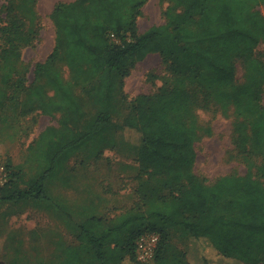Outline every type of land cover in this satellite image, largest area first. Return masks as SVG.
I'll return each instance as SVG.
<instances>
[{
	"label": "trees",
	"instance_id": "trees-1",
	"mask_svg": "<svg viewBox=\"0 0 264 264\" xmlns=\"http://www.w3.org/2000/svg\"><path fill=\"white\" fill-rule=\"evenodd\" d=\"M148 1L56 3L50 14L56 43L46 60L36 64L30 84L20 69L21 52L38 37L28 20L37 15L39 1L3 4L0 120L12 103L60 113L61 120L40 136L51 139L48 154L41 156L46 161L43 171L26 178L8 167L0 202L50 199L48 181L59 178L80 147L100 139L93 155L98 160L113 146L115 139L107 133L119 98H126L125 79L139 61L159 53L169 80L154 93L137 95L124 117L125 125L143 134L137 199L113 217L86 219L77 243L62 249L60 262L38 264H147L138 260L136 250L145 233L160 235L156 264H216L220 257L264 264V0H167L165 22L140 32L139 17ZM64 66L70 79L64 77ZM241 66L244 73L238 77ZM80 82L83 93L76 90ZM84 93L95 112L76 129L72 123L86 115ZM212 104L235 108L237 145L251 165L260 160L257 176L249 171L207 183L195 172V144L202 129L198 110ZM170 229L181 230L191 244L197 243L200 262L189 260L188 249L176 258L165 254Z\"/></svg>",
	"mask_w": 264,
	"mask_h": 264
},
{
	"label": "rangeland",
	"instance_id": "rangeland-1",
	"mask_svg": "<svg viewBox=\"0 0 264 264\" xmlns=\"http://www.w3.org/2000/svg\"><path fill=\"white\" fill-rule=\"evenodd\" d=\"M7 0H0V22L5 16L1 9ZM40 1V0H38ZM167 0H149L139 17V29L143 32L152 25H160L165 22L164 10L168 6ZM19 6V5H18ZM28 10V9H27ZM29 11V10H28ZM37 15H30L28 26L38 30V37L32 44L22 48L20 69L26 75L28 84L35 79V66L38 62L46 60L56 43V27L50 17L51 11L37 3ZM33 19V23H31ZM260 55L264 59V45L260 47ZM156 74V77L150 76ZM242 66L238 77L243 76ZM64 77L71 78V74L64 66ZM170 72L162 62L159 53H151L145 59L139 61L131 74L125 79V99L119 98L117 110L114 113L113 124L107 137L115 139L111 147L105 148L103 155L95 160L93 157L102 143L90 142L80 147L68 161V166H90L93 164L106 168L119 170L117 182L108 177L104 181L105 186L112 184V189L127 187L129 190L136 188L135 176L132 172L139 169L138 155L143 144V134L135 128L124 123V117L128 112L130 102L141 93H154L170 78ZM76 90L82 91V83L76 84ZM83 93V92H81ZM84 103L86 108L85 118L72 123L76 129H81L95 112L93 102L88 99L86 93ZM264 102V95H263ZM32 108V111L23 115V110ZM199 123L201 125V137L195 147L197 160L195 172L207 183H213L218 178L238 174L244 175L251 171L258 175L259 159H254L251 165L239 151L235 123L238 116L231 105L223 107L220 104H212L209 108L198 110ZM61 114H46L40 108L31 103L22 105L12 103L6 109L4 118L0 120V186L9 180L8 167L22 171L26 178L37 176L46 166L44 152L48 154L51 139L40 140L41 134L50 126H59ZM210 130L208 132L207 130ZM101 142V143H100ZM42 152V154H41ZM41 154V155H40ZM42 156V157H41ZM46 157V156H45ZM69 172H62L59 178L51 179L47 183L49 193L58 188V181H67ZM138 172V170H137ZM69 173V174H68ZM264 180V179H263ZM54 202L50 199L36 200L25 199L0 202V264H38L42 260L50 259L60 262V253H54V247L60 242L64 231L68 233V225H64L54 212ZM125 208V207H124ZM120 208L118 211L124 209ZM116 211L107 217H113ZM62 225V226H60ZM67 229V230H66ZM61 242V247L62 244ZM189 250V260L196 262L199 256L197 243L190 242L188 236L181 230L170 229L165 239V254L170 258L181 256ZM200 262V261H197ZM216 264H244L237 260L218 258ZM122 264H133L126 260ZM147 264H156L154 260Z\"/></svg>",
	"mask_w": 264,
	"mask_h": 264
},
{
	"label": "crops",
	"instance_id": "crops-1",
	"mask_svg": "<svg viewBox=\"0 0 264 264\" xmlns=\"http://www.w3.org/2000/svg\"><path fill=\"white\" fill-rule=\"evenodd\" d=\"M71 2L74 0H40L46 10L52 11L55 4L60 2ZM67 181H58L57 190L52 189L48 194L54 205V212L58 214V219L68 225L66 231L61 235L60 242L54 247V253H60L68 245L77 243L79 226L86 219L94 216H108L115 213L120 208L132 206L137 199L135 189L121 187L112 189V184L106 187L104 181L106 177L112 179L115 184L120 173L117 167L106 168L93 164L90 166H68L63 172H69ZM138 170V169H137ZM137 170L132 172L137 174ZM69 174V173H68ZM109 183V182H107ZM62 226V225H60ZM66 229V230H67ZM62 248L60 249L61 242ZM49 260V259H46Z\"/></svg>",
	"mask_w": 264,
	"mask_h": 264
},
{
	"label": "built area",
	"instance_id": "built-area-1",
	"mask_svg": "<svg viewBox=\"0 0 264 264\" xmlns=\"http://www.w3.org/2000/svg\"><path fill=\"white\" fill-rule=\"evenodd\" d=\"M160 242L158 233H145L141 235L136 243L137 258L140 262H151L156 254L157 247Z\"/></svg>",
	"mask_w": 264,
	"mask_h": 264
}]
</instances>
